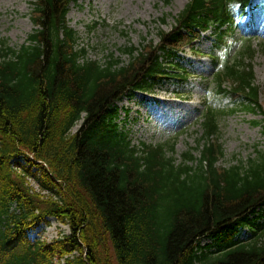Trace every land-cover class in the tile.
<instances>
[{
	"label": "trees",
	"instance_id": "1",
	"mask_svg": "<svg viewBox=\"0 0 264 264\" xmlns=\"http://www.w3.org/2000/svg\"><path fill=\"white\" fill-rule=\"evenodd\" d=\"M72 1L33 0L27 41H0V264H264V152L218 166L219 120L236 105L264 110L250 40L222 71L214 62L213 96L235 109L203 108L197 155L177 162L173 141L132 145L116 121L122 98L186 82L181 53L202 32L213 30L214 53L227 49L251 0H191L156 45L103 61L69 28ZM47 217L69 233L31 244Z\"/></svg>",
	"mask_w": 264,
	"mask_h": 264
},
{
	"label": "rangeland",
	"instance_id": "2",
	"mask_svg": "<svg viewBox=\"0 0 264 264\" xmlns=\"http://www.w3.org/2000/svg\"><path fill=\"white\" fill-rule=\"evenodd\" d=\"M32 1L0 0V41H6L11 48L23 45L33 30L30 21ZM188 1L75 0L69 6L66 19L88 57L103 61L111 53L118 57L119 50L126 46L139 47L143 41L156 45L158 31L168 32ZM252 7L246 16L237 17L233 39L238 43L231 45L227 55L222 56L232 60L238 52L240 37L251 39L255 51L251 61L255 85L260 88L259 97L264 105V0H253ZM213 38L209 31L194 44V48L204 57L194 55L191 49H186L182 54L181 63L191 77L177 93L174 92V85L169 83L156 86L152 96L134 94L117 103L119 112L116 121L128 133L132 145H157L174 140V153L167 155L179 162L183 153L194 151L197 147L202 133L200 122H196L201 105L207 102L225 112L235 109L226 100L217 104L212 102L215 93L214 70L206 56L213 55ZM121 60L127 62L126 57ZM223 60L224 57L219 56L217 67ZM235 107L236 112L219 120L218 143L224 157L218 165L223 168L240 162L248 163L258 153L264 152L262 117L256 112H245L241 105ZM193 153L197 155L195 151ZM62 231L69 233L67 227L50 218L49 225L37 228L31 238L50 242ZM249 233V230H243L240 238L247 239ZM208 243L211 241L203 240L201 245Z\"/></svg>",
	"mask_w": 264,
	"mask_h": 264
}]
</instances>
